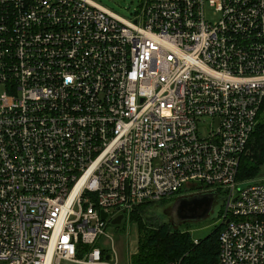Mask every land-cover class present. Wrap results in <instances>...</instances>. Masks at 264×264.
I'll return each instance as SVG.
<instances>
[{"label":"built area","instance_id":"1","mask_svg":"<svg viewBox=\"0 0 264 264\" xmlns=\"http://www.w3.org/2000/svg\"><path fill=\"white\" fill-rule=\"evenodd\" d=\"M139 5L125 20L0 0V264H117L108 225L205 192L215 264H264V180L236 178L264 99V0Z\"/></svg>","mask_w":264,"mask_h":264},{"label":"trees","instance_id":"2","mask_svg":"<svg viewBox=\"0 0 264 264\" xmlns=\"http://www.w3.org/2000/svg\"><path fill=\"white\" fill-rule=\"evenodd\" d=\"M258 112L256 127L238 163L236 178L240 181L257 178L264 165V99ZM151 208L150 203L142 204L130 214V221L137 229V251L131 256V264H166L170 261H179L180 264L217 262V236L221 225L213 222L205 234L191 236L189 231L175 228L171 222L158 219Z\"/></svg>","mask_w":264,"mask_h":264},{"label":"rangeland","instance_id":"3","mask_svg":"<svg viewBox=\"0 0 264 264\" xmlns=\"http://www.w3.org/2000/svg\"><path fill=\"white\" fill-rule=\"evenodd\" d=\"M98 5L105 6L112 13L118 15L119 17L129 20L135 15L137 10H139V3L141 0H91ZM258 121V120H257ZM262 170L257 177V179L264 180V165L261 167ZM175 197H171L168 199H163L162 203H151L152 211L158 216L157 218L161 221H169L171 222V217L168 214L169 207L175 201ZM221 201L214 202L211 206V210L209 215L204 220L198 221H184L180 222L175 228L185 229L189 231L191 236H200L201 234H205L207 230L211 227L210 225L213 222H217L218 214L220 209ZM160 217V218H159ZM107 234L109 239L106 241H111L112 247L114 249V258H116L117 264H131V256L135 254L137 251V229L135 226L130 224L127 227L123 226H114L108 225ZM100 244L103 247L109 248L111 244L105 243V239L100 241Z\"/></svg>","mask_w":264,"mask_h":264},{"label":"water","instance_id":"4","mask_svg":"<svg viewBox=\"0 0 264 264\" xmlns=\"http://www.w3.org/2000/svg\"><path fill=\"white\" fill-rule=\"evenodd\" d=\"M214 194L205 192V194H192L191 196H181L171 204L168 214L171 217V223L176 227L180 222L204 220L209 215L211 206L214 203ZM100 216L105 218L104 213ZM121 216L114 218L111 223L120 224ZM110 260V257H106Z\"/></svg>","mask_w":264,"mask_h":264},{"label":"flooded vegetation","instance_id":"5","mask_svg":"<svg viewBox=\"0 0 264 264\" xmlns=\"http://www.w3.org/2000/svg\"><path fill=\"white\" fill-rule=\"evenodd\" d=\"M172 224V223H171Z\"/></svg>","mask_w":264,"mask_h":264}]
</instances>
